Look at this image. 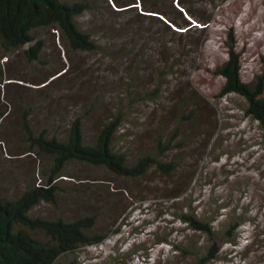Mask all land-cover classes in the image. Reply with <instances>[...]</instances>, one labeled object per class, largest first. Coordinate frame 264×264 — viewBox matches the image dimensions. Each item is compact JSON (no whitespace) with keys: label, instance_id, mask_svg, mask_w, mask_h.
<instances>
[{"label":"rangeland","instance_id":"obj_1","mask_svg":"<svg viewBox=\"0 0 264 264\" xmlns=\"http://www.w3.org/2000/svg\"><path fill=\"white\" fill-rule=\"evenodd\" d=\"M94 1L99 7L78 24L99 42L98 52L68 51L53 33L42 35L48 46L41 63H29L23 51L11 56L0 51L8 76L0 84V109L8 112L0 128L1 193L16 196L39 177L41 162L25 154L21 106L31 109L38 132L49 128L62 138L70 122L88 112L85 133L92 140L97 125L121 105L128 117L116 146L134 160L165 135L174 139L167 161L177 168L170 175L152 169L144 178L126 179L104 167L68 165L72 178L63 181L58 203H43L37 214L67 220L99 214L96 230L109 238L65 262L170 264L167 243L150 252L138 247L139 256L127 252L136 244L150 248L168 239L203 255L219 250L209 264H264V134L246 114L242 97L219 96L225 80L215 74L228 60L232 38L241 55L242 80L252 83L263 72L264 0H193L212 21L204 34L192 30L188 36L155 11H145L144 4L165 10L169 0H121L124 7L115 0ZM159 84L161 96L146 98ZM186 99L192 105L182 112ZM181 215L209 223L213 235L189 229L177 218ZM175 259L194 262L192 256Z\"/></svg>","mask_w":264,"mask_h":264},{"label":"trees","instance_id":"obj_2","mask_svg":"<svg viewBox=\"0 0 264 264\" xmlns=\"http://www.w3.org/2000/svg\"><path fill=\"white\" fill-rule=\"evenodd\" d=\"M115 1L118 5L126 6L121 0ZM132 2L134 1L128 0L127 4ZM97 7L99 4L94 0H0V51L5 56L23 51L29 63H41L48 46L42 35L53 33L57 34L60 44L68 51L96 53L101 45L93 39L91 33L81 28L78 19L95 11ZM165 7V10H160L144 4L146 12L155 11V14L163 16L173 26L185 30L184 33L180 32L184 34L182 36H188L192 30L202 35L206 25L212 21V17L206 15V12L203 14L197 10L193 0H169ZM198 24L206 27L199 28ZM231 40L228 60L215 71L216 75L225 80L219 96L242 97L246 102V114L259 124L264 134V70L252 83H245L241 76V55L233 38ZM7 77L0 66V84ZM125 91L130 94V89ZM163 92V84H159L152 92H146L145 97L154 100ZM197 95L202 101H206L202 95ZM137 101L138 99L130 100L129 103ZM189 105H192V100L186 99V103L181 105L182 112ZM21 111V127L29 146L25 154L35 156L41 164L38 169L39 177L25 186L21 193L8 196L0 190V264H67L66 258L75 257L81 248L102 244L109 238L108 234L96 230L99 214H84L73 220L37 214L36 210L43 203H58L60 193L64 192L62 183L65 178L71 177L67 172L68 165L78 163L104 167L112 174L126 179L144 178L152 169L170 175L177 168L174 162L167 161L168 154L174 150V139L168 141L165 135L157 136L154 148L137 155L134 160L127 150L123 151L116 146L115 139L128 117L121 105L115 107L109 119L97 125L92 140L85 133L84 123L88 112L76 116L69 124L68 134L62 138L59 134L50 132L49 128L38 132L32 124L31 109L21 106ZM7 113L0 109V128ZM1 146L3 141H0V149L3 148ZM4 151L7 153L6 148ZM9 154L14 155L12 152ZM14 156L16 159L17 155ZM76 192L82 193L83 190L77 187ZM182 196L176 195L174 199ZM177 218L193 231L213 235L209 223L204 225L186 215ZM164 243L172 247L170 264H178L175 258H180L181 255L182 258L192 256L193 264H209L218 258L219 250L208 249L203 255L200 251L182 247L176 240L173 242L168 239H158L155 246L151 245L150 248H142L136 244L127 252L132 251V256H139L138 247L143 252H150ZM161 248L166 251L164 247ZM73 264L80 263L75 261Z\"/></svg>","mask_w":264,"mask_h":264}]
</instances>
